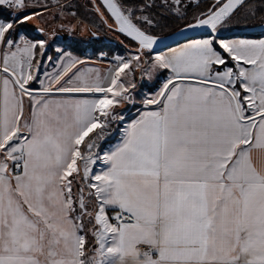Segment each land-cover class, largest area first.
Returning a JSON list of instances; mask_svg holds the SVG:
<instances>
[{
  "label": "snow or ice",
  "instance_id": "obj_1",
  "mask_svg": "<svg viewBox=\"0 0 264 264\" xmlns=\"http://www.w3.org/2000/svg\"><path fill=\"white\" fill-rule=\"evenodd\" d=\"M90 2L135 54L102 76L61 52L41 79L49 34L23 29L48 5L0 0V264H264V39L218 35L264 0H212L190 21L194 0ZM169 19L206 38L152 55ZM137 69L167 76L127 120Z\"/></svg>",
  "mask_w": 264,
  "mask_h": 264
},
{
  "label": "rangeland",
  "instance_id": "obj_2",
  "mask_svg": "<svg viewBox=\"0 0 264 264\" xmlns=\"http://www.w3.org/2000/svg\"><path fill=\"white\" fill-rule=\"evenodd\" d=\"M72 1L73 0H60V2L65 5L68 4L74 5ZM30 2L33 4L38 3L41 5L47 4L49 11L44 13L42 19L34 20L31 24L24 26L23 30L29 35V38L35 37L36 36L35 34H38L37 38H40L44 35L43 33L34 30L35 28H37V25H39L40 27H43L46 30V32H48L49 35L47 38L49 39L50 45L54 49H56V47H59L64 50H68L69 46L65 45L64 42L65 43L70 42L74 44L78 43L80 45L85 44L87 47L84 49V52L81 54L76 53L82 57L81 60L100 62L106 67H113L116 64L115 58L118 56L129 58L130 56L135 54V48H136L135 44L129 38H126L122 34L111 31L106 26H104L101 23L98 14L91 9L92 3L89 0H82L79 2V6H81L84 9L86 15H80L78 14V11L73 9L66 10V13L70 11H75L77 13L75 17L69 14H65L63 17H61L58 13L57 0H30ZM159 2L160 0H157V3ZM62 25L63 27H61ZM83 25H87V28L81 30ZM73 27H75V31H71ZM222 29L223 28H221L219 33L225 32L224 30L226 29L224 30ZM92 31L107 36L111 40L116 41V44H109L113 46L110 50L108 49L106 50L103 49L99 51L95 50L94 45L96 44V42L94 41L97 40L90 42L92 41L91 40ZM98 43H101V40L98 41ZM49 54H52L51 56L53 57V60L48 61L45 58L42 61V67L40 73L45 71L47 72L48 70L53 71L54 66H56L54 61L59 60L60 55L59 56L57 55L58 52L55 53L53 51L51 52V49L48 48L46 51V56H49ZM103 54L108 56V58H104ZM152 55H155V53L153 52ZM85 64L86 63L83 64L84 66L82 68L83 69L82 72H88V70L90 69L86 67ZM166 76L167 73H163V75L160 76V79H156L154 75L153 79L149 81L148 77L144 75L140 69H137L134 72V82L136 83L134 96H135L136 104L134 106L130 104L124 105L123 108L118 109V114L122 113L127 120H131L135 118L138 115L139 111H141L140 107L142 105L140 104V100L142 99V96L154 94L160 87L163 78ZM116 127L117 125L114 124L113 128L115 129ZM116 133L117 132H115L110 137L111 138L115 137L117 135ZM100 167H102V165L98 164L96 166V170H99Z\"/></svg>",
  "mask_w": 264,
  "mask_h": 264
},
{
  "label": "trees",
  "instance_id": "obj_3",
  "mask_svg": "<svg viewBox=\"0 0 264 264\" xmlns=\"http://www.w3.org/2000/svg\"><path fill=\"white\" fill-rule=\"evenodd\" d=\"M82 0H73L72 3L74 4L72 8L73 10L78 11V14L80 15H86L84 12V9L79 6V2ZM90 1V0H89ZM212 3V0H200L199 1V7L195 6V2H193V6L188 9V20L190 21L193 17V15L198 14L201 11H206L208 6ZM255 3L259 5L261 3V0H255ZM91 9H93V6H91ZM156 11H163L161 9H156ZM264 15L262 13H259L255 16H245L243 14L237 16L234 18L233 21L229 22L227 25L223 27L222 30L226 32H238V31H243L246 29H254V28H261L256 31H250L246 33L243 36L246 37H255V38H262L264 37V20L261 19V16ZM186 21L183 20H178V19H169L165 26L162 29H157V34L160 36H166L169 34H172L179 30L180 28L185 26ZM223 33V32H221ZM35 38L38 37V34H35ZM134 43V42H133ZM65 45L69 46V49H72L75 53L81 54L84 52V49L87 47L85 44L80 45L78 43H70V42H64ZM94 49L99 51V50H110L113 46L109 44H103V43H96L94 45ZM49 48L51 49V52L53 51L54 53L56 50L50 45ZM114 138V137H113ZM113 138H108L105 141L102 142L101 147L102 149L105 148V146L113 140Z\"/></svg>",
  "mask_w": 264,
  "mask_h": 264
},
{
  "label": "water",
  "instance_id": "obj_4",
  "mask_svg": "<svg viewBox=\"0 0 264 264\" xmlns=\"http://www.w3.org/2000/svg\"><path fill=\"white\" fill-rule=\"evenodd\" d=\"M185 28L182 27L176 32L166 35V36H161V40L158 41V44L155 46V52H163L169 48H172L174 46H177L181 43H184L186 41L200 38V37H205L207 35V31L205 29H187L183 30ZM261 28H254V29H246L243 31H238V32H226V33H218V35L221 38H227V37H234V36H243L246 33L250 31H256ZM95 37L99 38L101 40V43L103 44H116V41L111 40L105 35L102 34H96Z\"/></svg>",
  "mask_w": 264,
  "mask_h": 264
},
{
  "label": "crops",
  "instance_id": "obj_5",
  "mask_svg": "<svg viewBox=\"0 0 264 264\" xmlns=\"http://www.w3.org/2000/svg\"><path fill=\"white\" fill-rule=\"evenodd\" d=\"M224 33V32H223ZM203 38H206V36L205 37H200V38H196V39H203ZM222 39H224V40H226V41H231V40H236V39H249V40H259V39H264V37H262V38H255V37H246V36H234V37H227V38H222ZM192 40H194V39H192ZM186 42H188V41H186ZM186 42H184V43H186ZM181 44H183V43H181ZM180 45V44H179ZM178 46V45H177ZM177 46H174V47H172V48H175V47H177ZM60 50V52H58L57 50ZM170 49V48H169ZM169 49H167V50H165V51H163V52H167ZM56 52H58V56L60 55V53L62 52V53H66V54H68V56H66L65 57V59H67L68 57H71V58H73V59H76V60H78V61H82L83 63H80V64H77V68L80 70V72H82L83 71V64L84 63H86L85 64V66L86 67H88V68H90V69H92V70H94V71H98L102 76L103 75H107L108 74V72H109V70L112 68V67H106V66H104L102 63H100V62H95V61H84V60H81L82 59V57L81 56H79L78 54H76L75 52H73L72 50H64V49H62V48H59V47H56ZM52 54H49V56H51ZM57 56V57H58ZM56 57V58H57ZM55 62V65L56 66H54V70L52 71V70H48L47 72L45 71V72H42V73H40L39 75H40V78L41 79H46L45 78V73H55V72H57V71H59L60 70V68H59V64H60V60H55L54 61ZM99 64V65H98ZM76 69H73V71H75ZM137 73V72H136ZM138 77V76H137ZM136 80V79H135ZM37 87H39V85H36ZM141 108V110H142V108H143V106H141L140 107ZM117 135L113 138V140L112 141H110L106 146H105V150H107V149H109V148H111V147H113L117 142H118V139H119V136H120V133L119 132H117L116 133ZM111 138V137H110Z\"/></svg>",
  "mask_w": 264,
  "mask_h": 264
},
{
  "label": "flooded vegetation",
  "instance_id": "obj_6",
  "mask_svg": "<svg viewBox=\"0 0 264 264\" xmlns=\"http://www.w3.org/2000/svg\"><path fill=\"white\" fill-rule=\"evenodd\" d=\"M36 29H37V28H35L34 30H36ZM93 32H95V31H92V33H93ZM96 34H98V33H96ZM91 37H92V38H91L92 41H90V42H93L94 40H97V41H94V42L98 43V41H100L99 38L93 36L92 34H91ZM85 43H86V42H85ZM87 43H88V42H87Z\"/></svg>",
  "mask_w": 264,
  "mask_h": 264
},
{
  "label": "built area",
  "instance_id": "obj_7",
  "mask_svg": "<svg viewBox=\"0 0 264 264\" xmlns=\"http://www.w3.org/2000/svg\"><path fill=\"white\" fill-rule=\"evenodd\" d=\"M103 57H104V58H108V56H106L105 54H103Z\"/></svg>",
  "mask_w": 264,
  "mask_h": 264
}]
</instances>
